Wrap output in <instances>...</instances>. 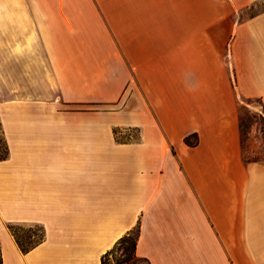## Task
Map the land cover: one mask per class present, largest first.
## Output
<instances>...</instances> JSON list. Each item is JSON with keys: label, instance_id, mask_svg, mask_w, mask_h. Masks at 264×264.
I'll return each mask as SVG.
<instances>
[{"label": "crops", "instance_id": "crops-1", "mask_svg": "<svg viewBox=\"0 0 264 264\" xmlns=\"http://www.w3.org/2000/svg\"><path fill=\"white\" fill-rule=\"evenodd\" d=\"M243 104L264 118V0H0V264H101L136 225L147 264H264Z\"/></svg>", "mask_w": 264, "mask_h": 264}, {"label": "rangeland", "instance_id": "rangeland-1", "mask_svg": "<svg viewBox=\"0 0 264 264\" xmlns=\"http://www.w3.org/2000/svg\"><path fill=\"white\" fill-rule=\"evenodd\" d=\"M239 121H240V131H241V141L243 147V158L252 159V158H262V136L264 129V118L262 111L252 112L247 105L243 104L239 110ZM119 133H118V132ZM117 137L122 139H135L137 138V131L135 129L127 130H117ZM6 154L5 143L0 131V158L4 157ZM13 228L15 234L21 238L22 241H27V238L30 241L34 242L41 237L40 227L37 225L29 224H9ZM134 230L131 233V237L134 236ZM120 250L111 252L106 255L105 264H114L113 262L120 259ZM136 264H147L146 261L140 259L137 260Z\"/></svg>", "mask_w": 264, "mask_h": 264}, {"label": "trees", "instance_id": "trees-1", "mask_svg": "<svg viewBox=\"0 0 264 264\" xmlns=\"http://www.w3.org/2000/svg\"><path fill=\"white\" fill-rule=\"evenodd\" d=\"M115 135H117L116 131L114 132ZM122 139V138H121ZM184 142L187 145H194L197 142V135L196 134H190L184 137ZM6 156V154H5ZM4 156V157H5ZM4 157H1L0 159H3ZM9 231L11 232V234L13 235L17 245L19 246V248L21 249V251L26 252L28 251L30 248H32L36 243H38L41 239H42V230H41V237L32 242L30 241V239L27 238V241H22L21 238H19L13 228L11 227V225L8 226ZM138 225H136L132 230H130L129 232H127L126 234H124L123 236H121L115 243L114 245L105 252V254H103V256L101 257V264H105V258L107 254H110L111 252H115L116 250H120L121 252V258L114 261V264H136L137 260H140L142 258H139L135 255L134 249H135V244L138 238ZM134 230V236L131 237V233ZM144 260V259H142ZM145 261V260H144ZM0 263H1V258H0Z\"/></svg>", "mask_w": 264, "mask_h": 264}]
</instances>
